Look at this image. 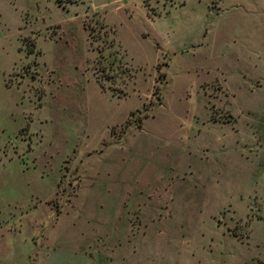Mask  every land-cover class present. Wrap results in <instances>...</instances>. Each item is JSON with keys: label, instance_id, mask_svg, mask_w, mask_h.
I'll use <instances>...</instances> for the list:
<instances>
[{"label": "rangeland", "instance_id": "1", "mask_svg": "<svg viewBox=\"0 0 264 264\" xmlns=\"http://www.w3.org/2000/svg\"><path fill=\"white\" fill-rule=\"evenodd\" d=\"M0 264H264V0H0Z\"/></svg>", "mask_w": 264, "mask_h": 264}]
</instances>
